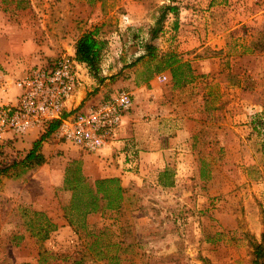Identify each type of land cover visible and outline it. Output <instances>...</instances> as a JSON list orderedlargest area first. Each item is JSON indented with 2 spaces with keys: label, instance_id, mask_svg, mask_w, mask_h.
Returning <instances> with one entry per match:
<instances>
[{
  "label": "rangeland",
  "instance_id": "obj_1",
  "mask_svg": "<svg viewBox=\"0 0 264 264\" xmlns=\"http://www.w3.org/2000/svg\"><path fill=\"white\" fill-rule=\"evenodd\" d=\"M86 32L107 43L100 76L85 74L90 100L167 76L157 81L167 105L144 119L165 164L145 165L136 146L110 150L115 142L88 153L53 133L45 163L30 168L21 160L47 129L17 135L0 150V264H38L41 253L71 264L92 233L120 264H253L264 233V0H0V60L12 77L71 55ZM172 55L190 65L188 84L173 81ZM166 169L173 187L159 185ZM80 176L94 192L79 184L70 222ZM106 178L120 180L122 210H106L100 193L99 211L85 214ZM47 223L56 228L43 239Z\"/></svg>",
  "mask_w": 264,
  "mask_h": 264
},
{
  "label": "built area",
  "instance_id": "obj_2",
  "mask_svg": "<svg viewBox=\"0 0 264 264\" xmlns=\"http://www.w3.org/2000/svg\"><path fill=\"white\" fill-rule=\"evenodd\" d=\"M87 71L75 55H64L19 78L7 74L0 64V150L15 144L17 135L46 130L56 122L55 136L85 152L111 146L134 105L133 96L122 90L106 101L68 111L67 104L83 86ZM158 80L168 78L160 75ZM7 135L12 137L6 139Z\"/></svg>",
  "mask_w": 264,
  "mask_h": 264
},
{
  "label": "trees",
  "instance_id": "obj_3",
  "mask_svg": "<svg viewBox=\"0 0 264 264\" xmlns=\"http://www.w3.org/2000/svg\"><path fill=\"white\" fill-rule=\"evenodd\" d=\"M171 2H176L177 0H170ZM165 10L171 14H174L176 17H178L179 7L178 5H168L165 7ZM178 25V24H177ZM153 36L152 38H155ZM107 43L103 39L98 37L97 32H86L84 33L77 41L75 46V55L77 61L80 63L86 64L87 67L90 70V73L94 75L96 78L100 76L101 73V64L103 60L104 51L106 49ZM172 60L171 64L176 65L177 67L172 69V79L175 82L176 85H180L182 81H184L183 85L188 84L190 81L187 80V74L186 72L189 71L191 73V67L188 63L181 62L179 59H177L174 55L170 56V59ZM161 69H158V72H161ZM59 122L53 123L46 131L45 134H43L38 140H36L33 143L32 149L27 153V155L21 160L22 164L27 167H33V166H41L45 163V158L41 154V146L43 142H45L58 128ZM169 169H166L160 178L159 185L168 188L174 186V181H171L169 183H165L163 179H166L169 176ZM4 173V170H0V177ZM69 172L67 173L68 176ZM166 177V178H165ZM77 185L74 187V194H73V200L71 204L70 211L69 208H66L65 213L66 216L69 217L70 222L71 220V211L74 210L75 205V198H76V192L79 189V184L83 183L85 188H88L91 190V187H89L85 181L87 182V179L85 177H79L74 180ZM70 182L73 183L72 180L69 181V178H66V183ZM94 187L96 188L95 195L93 194H87L88 195V201L85 203V214L91 213V212H98L99 211V194L103 193L105 194L104 197L106 199L108 198V204L106 205V210L108 211H121L123 207V200H124V188L120 184V180L116 178H106V179H100L94 182ZM93 193L94 191L91 190ZM48 224V229L45 230V235L43 239L48 238L50 227H54L51 223ZM50 226V227H49ZM56 228V227H54ZM44 229H42V232ZM99 233L103 234V231L101 230ZM41 234V232H40ZM90 236L93 240L90 239V241L87 243L86 251H80L77 252L75 255L71 256V264H96L100 261L104 262V264H120L121 259L118 257H110V247L109 246H101L100 245V234H94L92 233ZM98 238V239H97ZM67 264L70 263L69 260L65 261ZM38 264H51L47 263V259H45L42 256V253L40 254V259L38 260ZM253 264H264V233L262 236V242L259 244L254 245V260Z\"/></svg>",
  "mask_w": 264,
  "mask_h": 264
},
{
  "label": "crops",
  "instance_id": "obj_4",
  "mask_svg": "<svg viewBox=\"0 0 264 264\" xmlns=\"http://www.w3.org/2000/svg\"><path fill=\"white\" fill-rule=\"evenodd\" d=\"M7 42L8 40L6 38L1 40L0 49L3 53L0 54V58L4 57L3 54L4 52H6L5 48L7 47ZM70 54L75 55V49ZM2 61L0 60V64L4 65ZM157 81L154 80V82H150L149 85L145 87H138L136 86L135 82L128 83L123 86L124 91H127L131 95H133L134 105L124 117L123 125L118 131L114 145L109 148L110 150H126L130 149V147L136 146V148L139 149L140 157L146 162L145 165H151V167L158 166V164H165L163 149L160 147L161 150L160 152H158V147L152 146V138L147 137L146 131L148 132L149 136L150 121L148 123H145L146 121L144 120L146 117H148V115L151 117L152 115H154V117H158V105L167 103L168 97H160L161 93H158ZM151 86L155 88V91L152 92V94H154V97H140L141 93L145 95L150 92L149 88ZM86 94L87 93L85 91V85H83L78 89L74 97H72L68 102L67 110L69 111L80 107L91 106L96 103L102 102L103 99L111 98L95 97L90 100L89 97H86ZM162 116L163 115H161V117ZM154 123L155 122H153V124ZM143 133L146 135V138H142ZM111 171L109 174L114 175V171Z\"/></svg>",
  "mask_w": 264,
  "mask_h": 264
}]
</instances>
